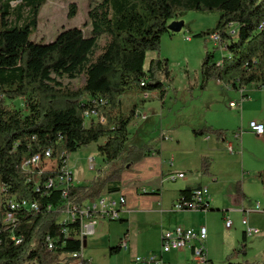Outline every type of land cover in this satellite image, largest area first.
<instances>
[{
    "label": "trees",
    "instance_id": "16d2710c",
    "mask_svg": "<svg viewBox=\"0 0 264 264\" xmlns=\"http://www.w3.org/2000/svg\"><path fill=\"white\" fill-rule=\"evenodd\" d=\"M45 1L0 0V264H70L74 259L68 255L81 253L82 244L77 238L79 224L57 223L62 210L66 205L119 194L120 173L158 153L152 146L127 145L128 125L138 114L134 106L130 116L123 117L121 98L131 91H159L163 101L166 84L172 80L159 48L171 21L188 12L218 14L213 29L194 36L217 35L226 50L218 62L212 53H205L202 87L209 81L235 90L252 84L258 89L264 87V0H99L88 12L87 34L71 28L50 42H33L31 37ZM23 11H27L25 17ZM74 12L72 6L69 17H74ZM102 37L105 40L99 46ZM148 52L155 57L145 69ZM78 76L84 78L78 88L62 85L63 77L73 80ZM18 99L22 100V109L13 105ZM91 110H96L98 117L86 122L84 113ZM191 133L218 140L226 135V131L209 125ZM102 139L103 143L97 144ZM92 144H97L106 165L118 161V166L111 172L100 169L85 185L72 183L65 198L61 191L42 185L36 190L35 179L29 175L34 166L31 157L51 149V164L42 165L39 177L41 183L48 182L63 174L69 154ZM207 160L204 157L201 162L204 176L210 174ZM256 178L264 190V170ZM195 189L180 191L176 202H191ZM236 192L243 196L239 182ZM8 196L36 202L38 209L20 212L14 225H4ZM199 211L218 210L209 203L207 209ZM63 227L69 229V237L62 233ZM47 238L52 250L47 249ZM120 242L109 249V256L120 253ZM244 250L243 244L237 249L241 253ZM80 264L91 263L82 258ZM206 264L213 263L207 259Z\"/></svg>",
    "mask_w": 264,
    "mask_h": 264
},
{
    "label": "rangeland",
    "instance_id": "374dc122",
    "mask_svg": "<svg viewBox=\"0 0 264 264\" xmlns=\"http://www.w3.org/2000/svg\"><path fill=\"white\" fill-rule=\"evenodd\" d=\"M98 2L99 0H46L40 9L37 28L31 40L47 43L61 31L71 28H79L87 34L90 30L88 12ZM14 5L15 3L12 4V6ZM72 6L75 10L74 17H69ZM26 14L27 11H23L22 16L25 17ZM217 20L216 12H188L178 20H173L183 21L184 27L177 34H165L159 48L160 57L167 59L172 81L166 84L167 91L162 102L159 91L149 92L150 98L144 100V104L146 105L145 113L151 115L150 121L142 123V126L139 127L137 123L140 122V115L138 114L139 119L136 121L131 119L128 125L130 135L127 145L157 147L160 144L161 134L166 135L185 123H199L202 126L206 120L208 123L214 121L218 124L222 118V111L231 114L234 124L226 126L227 140L219 142L222 145L220 153L223 157H219L218 160H207L209 173L210 167H214V175L217 177V182L211 183L208 188V197L211 206L217 205L219 210L212 208L218 211L180 212L173 209L172 202L177 197V193L173 189L175 183L169 178L177 176L174 173L185 169L184 165L193 175L200 173L201 162L204 158L203 152L206 151L202 145L198 146L201 149L199 150L200 154L196 158L191 156L193 159L189 156L185 157L184 153H178L196 149L183 133L181 134L180 147L172 141H166L163 145L162 160H165V168L172 171L173 174L153 178L150 177L147 170L137 169V164L132 167L127 166L120 173L119 186L121 190L136 194L135 196L140 198L139 203L135 206L136 213L129 216L128 249L121 250L117 255L109 256V249L119 245L120 239L125 236L128 227L126 222L101 220L97 222L95 234L82 242L83 257L92 264H131L135 255L147 257L151 253H159L161 232L180 226L189 229L200 227L207 229L208 235L204 242V248L206 252L209 251L213 255V264L264 261L260 236L246 237L245 242L242 243L241 235V231H243L241 221L244 218L250 221L248 214L242 213V208L253 207L256 203H259L262 208L264 207V190L256 178V174L264 170V142H259L254 135H245V131L248 130L249 117L258 110V106L254 105L264 94V88L257 89L252 84L243 91L238 90L237 93V90L231 86L228 88L225 85L217 86L214 81H209L205 87H202L201 62L205 53H212L214 60L220 61L225 56L226 50H221L210 37L195 38L194 36L213 29ZM7 21L13 22L12 18H8ZM188 37L191 38V41L186 40ZM104 40V37L100 38L98 45L101 46ZM154 57L155 53H147L145 69ZM61 81L64 87L76 89L83 84L84 78L78 76L73 80H68L63 77ZM242 95L247 97L243 98ZM243 99L248 103H245ZM122 100V116L128 118L133 107L143 101V93L127 92ZM237 100L238 104L243 100L242 106H229V102L237 103ZM13 105L17 109H22V100L14 101ZM232 132L238 134V160H228L232 159L227 151V143L234 142ZM103 141L102 139L97 144L103 143ZM97 144L69 154L66 169L69 171L68 163L72 169L74 184L85 185L98 175L100 169L111 172L118 166V161L106 165L101 160ZM91 158L93 161H90ZM148 177H150L149 181ZM208 177L205 176V180H208ZM237 182L240 183L244 198L241 194L236 193ZM152 187H157L160 190V200L142 194L145 193L142 192L143 190L148 191ZM136 191H139L138 194L135 193ZM1 192L0 183V208L3 203ZM112 195L116 196L117 194ZM225 219H230L233 222L231 229L225 227ZM254 228L261 232L257 226ZM242 244L245 246L244 253L237 251L242 247ZM172 254L165 256L166 262L171 264L184 262L175 259ZM80 263L81 259L70 262V264Z\"/></svg>",
    "mask_w": 264,
    "mask_h": 264
},
{
    "label": "built area",
    "instance_id": "2783aa9c",
    "mask_svg": "<svg viewBox=\"0 0 264 264\" xmlns=\"http://www.w3.org/2000/svg\"><path fill=\"white\" fill-rule=\"evenodd\" d=\"M210 38L215 42V44H217V46H219L221 50L225 49L224 45L219 43L218 36H211ZM149 98V93L143 94V100H148ZM242 102L243 101H241L239 104L231 103L230 107H235L238 105L241 106ZM96 117H98L96 110L87 111L83 116L86 122L92 119L96 120ZM141 118L144 119L145 117ZM248 130L256 137H262L264 135V126L256 121H250L248 123ZM236 138H238V135H236ZM228 150L231 151V148L229 147ZM30 159H34V166L33 171H30L29 175L31 176L30 179H35L36 190H39L40 185H42L46 189L61 191L62 197L65 198L69 186H71L73 183L71 182L72 178L70 171H61L63 174L53 177L51 182H40L39 177L42 174V165L51 164V149L46 150L44 153L34 155ZM90 161H93V158H91ZM183 177L184 174H178L177 176H171L169 179L174 181L175 178ZM209 203L210 201L207 189L199 187L194 190L191 202H175L173 204V209L180 212L199 211L201 208L207 209ZM125 207L126 198L124 195L117 194L116 196H113L106 194L101 198L95 199L93 201H85L80 205H66V207L60 213L57 223L62 226H67L68 224H79L77 238L82 244L83 240L95 234L97 222L101 220L119 221L120 215L124 211ZM37 209L38 205L36 202L18 199L15 196H8V210H4L2 223L7 226L14 225L20 212H32L36 211ZM255 210H260L258 203L255 205ZM241 225L243 226V235L245 237L259 236L261 233L258 229L251 227L246 218L241 221ZM232 226L233 222L230 219H225V227L227 229H231ZM62 233L66 237L70 236L69 229L66 227H63ZM206 238L207 230L205 227L189 229L180 226L169 229L161 234V249L159 253H151L147 257L134 256L132 258L131 264H171L164 260L165 256L171 253L179 254L184 251L190 252V261L178 264H206L208 259L206 250L204 248V242ZM46 240L47 249L52 250L51 242L48 238ZM128 243V237H123L120 242L121 250H127ZM69 257L74 260L82 259V252L70 254ZM60 264L65 263L62 262Z\"/></svg>",
    "mask_w": 264,
    "mask_h": 264
},
{
    "label": "crops",
    "instance_id": "0c3cea01",
    "mask_svg": "<svg viewBox=\"0 0 264 264\" xmlns=\"http://www.w3.org/2000/svg\"><path fill=\"white\" fill-rule=\"evenodd\" d=\"M167 35H173V34L169 32ZM186 40L191 41V38L188 37V38H186ZM216 62H218V61H216ZM214 83L217 86H222V84H220L216 81H214ZM226 88H228V87H226ZM245 88L246 87L242 88L241 90L243 91ZM237 93H238V90H237ZM261 97L256 101V103L254 105L255 107H256V105L258 106V110L254 114H252V116L249 117V122L250 121H256V122H258L264 126V94H262ZM122 101L123 100L121 98V102ZM244 101H245V103H248V102H246V100H244ZM231 103H233V102H229V106ZM237 104H238V100H237ZM241 106H242V104H241ZM145 107H146V105L144 104V101L143 102L140 101V103H138L136 105L137 114H139L141 117H145L144 119L141 118L139 123L136 122L137 125H139V127L142 126V123H146V122L150 121L151 115L148 113L147 114L145 113V111H146ZM222 113H223V114H221L222 118L219 120L218 124L214 123V121L208 123L205 120V124L202 126L210 125L215 129H221V130L225 131L226 130L225 128H227L226 126L234 124V122H233L234 118L231 116V114L227 113L226 111H222ZM134 119L136 121V119H139V118L137 117ZM200 126L201 125L199 123L189 122V123H185L181 127H177L176 130L173 129L172 132H168V134H166V135L161 134L160 135V138H161L160 144L157 147L152 146L154 149L158 150V153H152L149 157L144 158L140 163L137 164L136 168L139 170H147L150 174V177L152 176L153 178H157L159 176L164 177L167 174H173L172 171H168L165 168V164H164L165 160H162V156L164 155V150H163L164 146L163 145L166 143V141H172V142H175L178 147H180L181 139H182L181 134H183V133H185V137H188V139L191 141V143L194 145V147L196 149H193L194 151L193 150H191V151L186 150L183 152L177 151L178 153H182V154L184 153L183 155L185 157L194 156L196 158L197 155L200 154L199 150H201L198 148V146L202 145L203 148L206 150L203 152V154H204L203 157L208 158V160H218L219 157H223L221 155L222 153H220V148L222 147V145L219 144V142H224L225 140H227V136L225 135L224 137H222L219 140L216 139L214 136L194 137L191 133L192 129L200 128ZM128 132H129V128H128ZM129 135H130V132H129ZM232 135H233L234 142L233 143L232 142L227 143V148H229V147L231 148V151H229L228 149H227V151L232 156L231 157L232 159H228V160H238V138H236V135H238V134H234V132H232ZM245 135L246 136L247 135L253 136V134L249 130L245 131ZM254 137L259 142H264V135L262 137H256V136H254ZM134 145L139 146L136 144H134ZM191 159H193V158L191 157ZM101 160L103 161L102 157H101ZM186 160H189V159H186ZM67 168L70 171L71 178L73 180L72 169L68 166V163H67ZM184 168L185 169H182V170L174 173L177 175L178 174H184V177L183 178H175V180L172 181L175 183V187L173 186V189L177 193V197L172 202L173 204L176 202V200L178 198V193L180 191H182L184 189H194V188H198V187H203V188H206L207 192H208V188L210 187L211 183L217 182V177L214 175V171H213L214 167H212V168L210 167V174L208 175L209 176L208 180H205V176L201 174V171H199L200 173H198L197 175H193L192 173H190L191 171L189 169H186L187 168L186 165H184ZM150 177L147 178L148 181L150 180ZM75 185H79V184L75 183ZM120 189H121V187H120ZM138 192L139 191H136L135 193L138 194ZM142 192H145L142 194H146L147 195L146 197H151L152 199L160 200V190L157 187H152V189L150 188V190H148V191L143 190ZM119 194L124 195L126 198V207H125L124 211L121 213L119 221L126 222L127 227H128L126 229V232H127L126 236L128 237V235H129V226L128 225L130 223L129 222V216L136 213L135 206L137 205V203H139L140 198H137L135 196L136 194H132L131 192H127V191H123V190H121ZM242 198H244V196H242ZM256 204H254L253 207H250V208L249 207L245 208V209L242 208L241 211H242V213L248 214L249 220H250L248 222H249L251 227L257 226L258 228H260V230H261V233L259 235L260 239H261L260 245L262 246L261 251H263V253H264V207L262 208L261 205L258 203L260 210H255ZM211 207L216 208V209L219 208L217 205L216 206L212 205ZM142 212H146V211H142ZM182 227H184V226H182ZM184 228H186V227H184ZM162 233L163 232H161V234ZM207 235H208V231H207ZM241 235H243V231H241ZM128 240H129V238H128ZM206 254H207L208 260L213 261V255H211V253L209 251H207ZM172 255H174V258L178 259L179 261H184V262L190 261V252L189 251H184V252H181L179 254L173 253ZM226 255L228 256V252L226 253ZM135 256H137V255H135ZM82 258L85 259V257H83V253H82ZM164 260L167 261L165 258H164Z\"/></svg>",
    "mask_w": 264,
    "mask_h": 264
},
{
    "label": "water",
    "instance_id": "95a60500",
    "mask_svg": "<svg viewBox=\"0 0 264 264\" xmlns=\"http://www.w3.org/2000/svg\"><path fill=\"white\" fill-rule=\"evenodd\" d=\"M184 27V22L183 21H173L168 24L167 30L168 32L172 34H177L181 32L182 28Z\"/></svg>",
    "mask_w": 264,
    "mask_h": 264
},
{
    "label": "bare ground",
    "instance_id": "6f19581e",
    "mask_svg": "<svg viewBox=\"0 0 264 264\" xmlns=\"http://www.w3.org/2000/svg\"><path fill=\"white\" fill-rule=\"evenodd\" d=\"M214 36H217V35H214ZM66 161H67V160H66ZM32 163H34V159L32 160ZM65 164H66V163H65ZM65 171H67L66 167H65ZM48 182H51V180L48 181ZM5 209L8 210V202H7L6 206H5Z\"/></svg>",
    "mask_w": 264,
    "mask_h": 264
}]
</instances>
